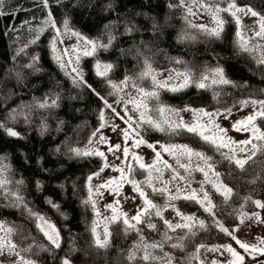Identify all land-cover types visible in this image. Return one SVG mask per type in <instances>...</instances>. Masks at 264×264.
<instances>
[{
	"label": "trees",
	"instance_id": "obj_1",
	"mask_svg": "<svg viewBox=\"0 0 264 264\" xmlns=\"http://www.w3.org/2000/svg\"><path fill=\"white\" fill-rule=\"evenodd\" d=\"M230 2L247 4L264 15V0H48L47 8L43 0H0V179L6 181L0 185V222L6 229H13L9 235L22 257L35 264H62L64 258L72 264H198L197 246L231 242V236L214 221L231 232L244 213L257 208L256 200L264 202V151H257L241 170L228 159L232 154L226 148L184 128L169 129L162 124L165 130L160 131L141 121L138 111L127 103L144 140L189 145L202 152L232 192L225 198L208 187L211 213L197 200L178 199L176 208L194 216L189 228H169L155 209L144 213L135 227H128L122 220L112 222L108 244L100 247L94 243L95 213L88 177L99 170L102 159L72 151L88 152L105 107L87 85L107 102L120 98L125 86L156 91L157 96L144 98L148 116L155 121L167 120L159 112L160 105L175 110L193 106L223 111L238 109L249 98H264L263 60L256 48H241L234 17L222 11L225 23L219 37L211 35V29L199 27L192 17L194 8L207 5L224 9ZM49 12L55 28L46 23ZM65 19L70 30L97 42L91 55H80L77 61L76 69L86 83L78 78L74 82L77 72L57 50L53 51L57 29L65 31ZM126 25L133 31L126 32ZM110 34L115 37L111 44ZM145 59L153 74L163 69L187 73L188 84L177 90L154 84L151 75H140ZM97 62L113 65L106 78L97 75ZM217 67L223 69L230 83H213L214 79L219 81V74L213 72ZM125 76L130 79L121 83ZM105 79L117 88L112 89ZM199 83L205 87H199ZM257 123L264 127V117ZM7 128L19 135H9ZM183 159L173 156L169 162L179 177L194 187L208 186L200 170L187 177ZM137 169L130 173L136 181ZM143 187L163 212V192L153 191L145 183ZM33 213L56 226L59 247L37 227ZM149 223L155 227H149ZM153 243L161 247H148L152 258L143 260L142 246ZM180 243L182 247H173ZM130 252L133 259L128 258Z\"/></svg>",
	"mask_w": 264,
	"mask_h": 264
},
{
	"label": "rangeland",
	"instance_id": "obj_2",
	"mask_svg": "<svg viewBox=\"0 0 264 264\" xmlns=\"http://www.w3.org/2000/svg\"><path fill=\"white\" fill-rule=\"evenodd\" d=\"M235 4L241 8H243L244 6L251 7L247 4H242V3H238V4L235 3ZM227 6L228 4L224 7V9L227 8ZM215 8L216 6L205 7V5L199 8H194V12H192V17L194 18L195 22L198 25L200 26L203 25L206 28L212 29L216 27V23L213 19V13L215 12ZM222 14L223 12L220 11L217 15L221 19H223ZM237 15L240 18L239 30L241 32V35L245 38V41L247 42V47L254 49L256 48V51H258L261 59L264 61V36L255 35V33L260 30V26L258 22L259 17L251 16L250 14H245L244 12H239L237 13ZM234 19L236 21L235 17ZM73 32L76 31L71 30L68 32L65 31L59 32V34L56 33L57 36L55 38V46L57 52L60 53L61 56L65 59L67 65L72 71L73 68L76 69L79 56L85 55L84 54L85 50L92 51L91 45L86 44L85 39H83L85 37L80 35V37L82 38H78L77 36L72 34ZM251 42H253V44H251ZM100 70H103V65H100ZM185 74L187 73H184L182 71H177L174 69L159 70L155 74L156 81L159 82L156 84L159 86H161L162 84L167 85L166 88H169L171 90L173 88H175L176 90L181 89L188 84L187 83L183 87H180V85L183 83ZM122 88L123 90L120 98H116L113 102H108V104L111 105L110 108L108 107L103 108L102 112H103L104 127L100 126L102 122L100 121L98 128L94 132L95 135L92 136L89 146L87 148L89 153L91 152L104 153L103 157L100 156L102 159L101 167L99 168V170L94 172V173H98V175L91 174L90 175L92 177L91 180L88 179V188L89 189L91 188V194L89 192V195L94 205L95 221L93 227H95L96 229V235H98L100 239L103 240L105 228H107L108 233H110L109 228L112 222L124 220V215L122 214H126L130 223L135 224L136 222L132 221L131 217H133L137 213L138 209L144 207L142 198L139 196V193L133 191V186L130 183L123 182L122 185L119 187V194H117L112 190L113 188L117 187L115 183L105 187L97 188L98 185H104L107 181H109L112 178L118 179L120 177V172L116 170L117 167L124 169L127 179H134L135 181L136 178H132L130 176V173L134 167H137L138 168L137 172H139V179L137 180V182L143 189H144L143 183H145L148 186V184L146 183V178L149 175V170L146 168H140L139 162H137L134 159L132 153H135L136 155L140 156L142 158L141 162L146 165H153V162L156 157V152L160 153L161 159L155 162L154 167L152 169V185L156 189L167 188L168 192L167 193L163 192L164 196L166 197L165 202L170 205H174V207H164L162 216L164 220L169 221L173 225L172 229L178 228L176 227V225H183L185 223L189 224L191 227L194 224V216H192L193 219L191 221H185L182 218V215L183 216H190V215L183 214L181 211L179 212L182 215H178L177 214L178 209L176 208V201L178 199H181V197H184L185 194L190 193L192 190H196L197 197L202 199L203 193L207 192L206 189H208V187H213V182H215L217 179L212 174L213 171L216 172V169L213 166L212 170H208L205 167L203 160H201L195 155H192L191 157H189L188 155H182L181 153L183 152V150L179 148L172 149V151L176 153L175 155H172L168 151H164L162 145H166V144L161 142L152 143L147 141V143L145 144H140L139 146H135L133 138L140 139L141 136L138 134L137 131V121L129 114V110L127 109L126 105L128 103L130 106H132V108L136 109L139 113V116L141 111H144L146 116H148V112H147V108L138 110L133 103L129 102L132 100H136V101L144 100L145 103V99L141 96L139 92V89L141 88L135 86H125ZM253 101H264V98L246 99L245 102L238 109H233V110L215 111V110H205L203 108L192 106V107L177 109V111L175 112L165 111L164 114L166 115L167 120L174 121L176 123H179L182 120L183 123L185 124H192L194 122L205 124L206 127L210 129V133L208 134L216 132V128L213 127L215 125V126H219V128L226 130V132L223 133V136L225 138H230L232 141H236V142L252 139L253 143H257V141L252 135V132L245 130L247 127L246 125H239L237 126V128L233 127V124L236 121L244 120L249 115L262 110L261 105L259 103L254 104ZM113 109H115V112H113ZM192 109H203L204 112L210 113L212 124L211 125L208 124L209 121L208 116H205L203 113L194 114ZM116 113H118L119 115H116ZM129 116L132 117V120L130 121L131 127H129V124L125 123V120ZM121 117H123V119H121ZM259 117L260 116H257L256 119L252 121V123H254L261 132H264V127H260L257 123ZM123 129H128L129 131V138L127 141L124 140L122 133ZM101 135L106 138V142H101L100 140ZM115 144H119L120 148L119 149L113 148V150L109 152L108 148L111 145H115ZM149 144L153 145V147H149L148 146ZM125 146L129 148L128 157H124L123 155V148ZM188 147L193 149L194 151H197L196 149L190 147L189 145ZM241 147L250 150L251 144L248 145L231 144L228 147H224V148L229 150L232 155H233L232 150L235 149L234 154L236 157L239 158L247 154L239 150ZM173 156L184 157L183 159L184 162H182V164L187 166L186 171H184L187 174V177L191 175L188 173H193L194 171H196V169L200 170V168L204 167L205 171L208 172L207 177L205 176L204 172L202 171L200 172H202V176L204 180H206L207 184L209 185L203 186L202 184L200 186L194 187L193 185L185 181L183 177H179V174L176 171H174L172 167H168V165H170L169 164L170 159ZM165 162L167 163L165 164ZM105 163H107L108 165L107 167L104 166ZM129 165H131V171H129ZM101 168L103 169L102 171L100 170ZM156 169H159V172H157ZM141 180H143V182H139ZM177 189L180 190V198L176 200H169L168 194L169 193L176 194ZM144 191L147 195V191L145 189ZM157 192L161 193V191L159 190ZM148 199L150 198L148 197ZM261 203L264 204L263 201H261ZM202 207L205 209V206ZM253 213L259 216V220L255 219ZM40 216L44 217L42 215ZM114 216L116 217L115 219H113ZM44 219L50 222L52 225H54L51 221H49L45 217ZM241 221L243 222H240L238 227H235L231 231L233 235L236 237V239H239L249 244H256L260 246V240L264 239V207L257 206V208L254 209L252 212L244 213L241 216ZM41 232L44 234L43 231ZM5 235H6L5 231H0V237H3ZM7 235L11 239L10 235L9 234ZM60 241L61 238L59 239V243ZM226 244L231 245L233 248H235L237 251H240L245 256V264H248L249 261H251L252 264H264V253H258L251 256L248 255L247 253H244L243 249L239 247V245L236 243V240L233 239L232 236H231V242L222 241L219 243L201 244L203 245V247H197L196 258L198 264H213V262H216V264H229V262L232 260L231 253L228 252L226 248L220 247ZM214 248L216 250H213ZM13 261H17V257L14 253H9L5 251L3 254H0V264H12Z\"/></svg>",
	"mask_w": 264,
	"mask_h": 264
},
{
	"label": "snow or ice",
	"instance_id": "obj_3",
	"mask_svg": "<svg viewBox=\"0 0 264 264\" xmlns=\"http://www.w3.org/2000/svg\"><path fill=\"white\" fill-rule=\"evenodd\" d=\"M181 2H182V0H181ZM43 4H44V7L47 8L48 7V0H43ZM205 7H209V6L205 5ZM220 11H228V12L231 13V15L233 17L236 18V24H237L236 36L240 38V46L244 50H248L247 49V42L245 41V38L241 35V32L239 30L240 18L237 15V13L244 12L245 14H250L251 16H258L259 17V21L258 22H259L260 30L258 32H256L255 35L264 36V15H261L259 12L253 10V8H251V7L244 6L243 8H241V7H238L235 3H232V2H230L228 4L227 8H225V9H221L219 6H216L215 12L213 13V19H214V21L216 23V27H214V28H212L210 30V34L211 35H215L217 37H219L221 35L222 27H223L225 21L223 19H221L217 15ZM46 23L47 24H51L52 27H54V28L56 26V22L52 19V15H51L50 12L48 14ZM199 27L204 28L203 25H201ZM64 30H65V32L71 31L69 29V27H68L67 19L64 20ZM125 31L126 32H131V31H133V28L132 27H128L126 25L125 26ZM205 31H209V30L205 28ZM57 34H59V29H57ZM72 34L77 36L78 38H82V37H80V33L79 32H73ZM114 38L115 37H113L111 34L109 35V37H108L109 44H111V42H112V40ZM83 39H85L86 44L91 45V49H92V51H94L95 48L97 47V42L92 41V40H87L86 38H83ZM52 46H53V51L55 52L56 51L55 41H53V45ZM99 46L105 47V48L108 47V45H99ZM92 51L85 50L84 54L85 55H91ZM57 59L59 60L60 58L57 57ZM261 62L264 63V61H261ZM144 65H145L144 70L141 72L140 75L141 76H149V75H151L154 84L159 83V82L156 81V78H155V75L153 74V70L151 68V65H150V63L148 62L147 59H145ZM61 67H64L63 63H61ZM96 67H97V75L100 76V77L106 78L108 71L113 67V65L112 64H104L103 65V70H100V64H99V62H97V66ZM73 71L77 72V77L74 78V82H77V78H78L80 83H86L85 81H83V77L77 71V69L73 68ZM213 72L219 74V81L214 79L213 83H216V82L230 83V81H228L227 79L224 78L223 69L222 68L217 67L216 69L213 70ZM129 79H130L129 77L125 76L124 80L121 81V83H126ZM204 79H206V77H204ZM188 82H189V76L187 74H185L183 83L180 85V87H183ZM105 83L108 86H110L112 89H114V90L117 88V85L111 80L105 79ZM87 86L101 100L104 101V106L105 107H108V108L111 107V105L108 104L107 100H105L104 97L101 96L99 92H96V90L94 88H92L91 85H87ZM161 86L166 87L167 85L162 84ZM198 86L203 88V87H205V84L204 83H199ZM172 90H176V89L173 88ZM139 92H140L141 96L143 98H145V99H147L149 97L157 96V92L154 91V90L153 91H146L145 89L141 88V89H139ZM129 102L133 103L137 107L138 110L147 108V105L144 103V100H140V101L132 100V101H129ZM253 103L254 104L255 103H259L261 105V109L262 110L257 111L254 114L249 115L244 120L236 121L233 124V127L237 128V126H239V125H246L247 127H246L245 130L251 131L253 137L255 138V140L261 142L259 144L258 143H253L252 139L236 142V141H232L230 138H225L223 136V133H225L226 130L222 129V128H219V126H215V125L213 127L216 128V132L208 134V133H210V129H208L205 124H201L199 122H194L192 124H185V123H183L182 120L179 123H176L174 121H169V120H166V119L163 120V121H155V120L152 119L151 116H146L144 111L140 112L139 119L141 121L146 120L147 123L153 125L156 129H158L160 131H164L165 130V128L162 126V124H167L169 129L184 128L188 132L197 133L203 140L210 141L212 144H216V145H218L220 147H228L231 144H239V145L251 144V149L250 150L246 149V148H243V147H241L239 149L241 152L247 153L246 155H243V156L238 158L234 154L235 149H233L232 150L233 151V155L228 157V159L230 161L234 162L236 167H238L241 170H243L245 164L249 160H251L253 157L256 156L257 151H264V132H261L256 127V125L254 123H252V121H254L257 116L264 117V101H253ZM53 104H55V101H53ZM40 106L44 107L45 104H41ZM165 111L175 112L177 110H175V109H167L166 106L160 105L159 112H160L161 116L164 115ZM192 111H193L194 114L195 113H203L205 116H208L209 117L208 124L209 125L212 124L211 114L210 113L204 112L203 109H192ZM113 112H115V109H113ZM116 115H119V114L116 113ZM100 118H101V121H102L100 126L104 127L103 112L102 111H101V117ZM121 119H123V117H121ZM131 120H132L131 116H129L125 120V123L129 124V127H131V124H130ZM6 131L11 136H18L19 135V133L16 132L12 128H7ZM122 133H123L124 140L127 141L128 138H129L128 129H123ZM93 135H95V133H93ZM133 139H134V145L135 146H139L140 144L147 143V141H145L142 137L140 139H135V138H133ZM100 140H101V142H106V138L104 136H102V135L100 137ZM148 146L149 147H153V145H151V144H149ZM113 148L119 149L120 145L119 144L111 145L108 148V151L111 152L113 150ZM162 148L164 149V151H168L172 155L176 154L175 152L172 151V149H175V148L182 149L183 150V152L181 153L182 155H188L189 157H191L192 155H195V156H197L198 158H200L201 160L204 161L205 167L208 170H212V168H213L212 164L208 163V160L210 159L209 157H206L202 152L194 151L193 149L189 148L187 145H162ZM72 151L75 154H77V155H80V154L89 155V154H91V155H99V156H102V157L104 156L103 152H91V153L83 152V153H81L80 149H72ZM123 155H124V157H128V155H129V148L127 146H125L123 148ZM132 155H133L134 159L137 162H139L140 168H146V169L149 170V175L146 178V183L148 184V186L152 187L153 191H158L159 190L161 192L167 193L168 192L167 188L156 189L152 185V169L154 167L155 162L159 161L161 159L160 153L156 152V157H155V160L153 162V165H146V164L142 163L141 162L142 158L140 156L136 155L135 153H132ZM166 163L167 162H165V164ZM104 166L107 167L108 166L107 163H105ZM168 167H171V166L168 165ZM182 167L186 168L187 166L186 165H182ZM100 170L102 171L103 169L101 168ZM116 170L120 172V177L118 179L112 178L109 181H107L104 185H98L97 188L105 187V186H108V185H111V184L115 183L117 185V187L113 188L112 190L114 192H116L117 194H119V187L122 185V183L123 182L130 183L133 186V191L136 192V193H139V196L142 198L143 203H144V207L138 209L137 213L133 217H131V220L135 221L136 223H139L140 220H141V215L143 213L148 212L149 209H155V214L157 216H161L162 206H158V205L154 204L152 202V200L148 199L144 189L139 185V183L137 181H135L134 179H127L126 178V173L124 172V169L117 167ZM129 171H131V165H129ZM156 171L159 172V169H156ZM200 171L204 172L205 176L207 177L208 172L205 171L204 167L200 168ZM212 174H213V176H215L217 178L216 181L213 182V187H215L218 192H221L225 196V198H227L228 195L232 192V189L229 188L227 185H225V184H223L222 182L219 181L220 173L213 171ZM92 175H98V173H93ZM91 178H92L91 176L88 177L89 180H91ZM5 183H6V181L4 179H0V185H4ZM89 192L91 194V188L89 189ZM12 195L16 197L18 202L22 201V198L19 197L17 193H12ZM168 198H169V200H176V199L180 198V190L177 189V193L176 194L169 193L168 194ZM183 198L186 199V200L187 199L197 200L198 203H200L202 206H205V211L210 212V213L212 212L213 205H212L211 200L208 197L207 192L203 193V198L202 199L197 197L196 190H192L190 193L185 194ZM254 203L258 207H264V204H262L260 200H256ZM53 207H56V205H53ZM163 207H174V205H170L168 203H165V205ZM177 214L178 215H182L179 212V210H177ZM212 214L214 215V213H212ZM33 215L37 216V221H38L37 227H39L41 229V231L44 232V235L51 241V243L53 245H55L56 247H59L60 246V243H59V239L60 238H59V233L57 232L55 226L52 225L47 220H45L44 217H41V216H39L38 214H35V213H33ZM122 215H124L123 223L125 225H127L130 228L131 227H135V224L130 223V221H129V219H128L126 214H122ZM253 216L255 217V219L259 220V216L257 214L253 213ZM115 218L116 217L114 216L113 219H115ZM182 218L185 221H191L193 219L192 216H183V215H182ZM241 222H243V221H241ZM164 223L169 228L173 227V225L167 220H165ZM214 223L216 224V226L218 228L221 229V231H223V232L227 233L228 235L232 236V238L236 240V243L239 245V247L241 249H243L244 253H247L250 256L254 255V254H258V253H264V239L260 240V246H258L256 244H249V243L243 242V241H241L239 239H236V237L233 235V233L230 232L228 228H225L224 225L222 223H220L218 220L214 221ZM199 224H200L201 227H203L204 226V221L200 220ZM148 226L151 227V228L155 227V225H153L151 223H149ZM176 227L189 228L190 225L185 223L183 225H176ZM236 227H238V225ZM0 231H5L6 232L5 236L0 237V254H3L5 251H7L9 253H14L16 255V257H17V261H13L12 264H35L34 261L29 260V259H25L24 257L20 256L19 252L16 251L17 245L15 243H13V241L7 235V234L12 233L13 229H11V228L5 229L3 227V225H2V223H0ZM93 234L95 236L94 243L96 245H98L100 247L107 246L108 241H109V233L107 231V228H105V233H104L103 240H101L100 237L98 235H96L95 227H93ZM166 238L167 239H171L170 237H166ZM182 246H183L182 243L173 245V247H182ZM142 247L144 248L143 260L148 261V260H150L152 258L150 256L148 250H147L148 247L159 248V247H161V245L159 243H153L151 245H143ZM197 247H203V245H199ZM220 247L226 248L227 251L231 253L232 260L229 262V264H245V256L240 251H237L231 245H227V244L226 245H222ZM213 250H216V249L214 248ZM133 256H134V253L130 252L128 258L129 259H133ZM62 264H71V261L69 259H67V258H64L63 261H62ZM213 264H216V262H213ZM248 264H252V262L249 261Z\"/></svg>",
	"mask_w": 264,
	"mask_h": 264
}]
</instances>
